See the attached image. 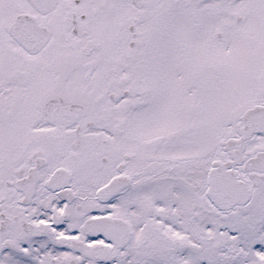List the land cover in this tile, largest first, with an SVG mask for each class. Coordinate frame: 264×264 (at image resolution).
<instances>
[{
    "label": "snow or ice",
    "instance_id": "6c2138e0",
    "mask_svg": "<svg viewBox=\"0 0 264 264\" xmlns=\"http://www.w3.org/2000/svg\"><path fill=\"white\" fill-rule=\"evenodd\" d=\"M0 264H264V0H0Z\"/></svg>",
    "mask_w": 264,
    "mask_h": 264
}]
</instances>
